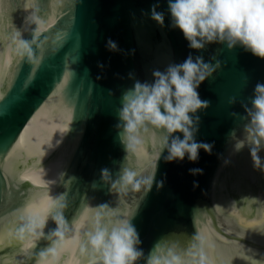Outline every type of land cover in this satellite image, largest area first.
Returning a JSON list of instances; mask_svg holds the SVG:
<instances>
[{
  "label": "water",
  "instance_id": "1",
  "mask_svg": "<svg viewBox=\"0 0 264 264\" xmlns=\"http://www.w3.org/2000/svg\"><path fill=\"white\" fill-rule=\"evenodd\" d=\"M156 4L165 13L163 29L150 18ZM37 28L45 46L39 67L18 55L15 43L17 32L30 41ZM108 39L121 51H108ZM190 54L221 62L198 89L209 107L197 114L196 140L213 145L212 154L201 150L198 162L166 163L165 151L152 191L121 202L101 184V170L109 169L115 179L125 163L138 175H149L159 147L147 134L143 151L125 160L116 110L134 83L129 74L151 82L154 70L182 63ZM257 83L264 84V60L241 48L189 49L183 34L170 27L167 0H0V234L13 227L15 210L42 190L33 183L39 177L52 182L50 195L66 196V217L73 228L81 225L80 231L87 230L101 204L134 212L131 223L145 257L157 246L177 245L187 252L196 236L205 264H264V172L254 168L247 146L235 150L236 140L244 138L242 105ZM194 168L203 174L191 175ZM54 227L49 221L45 233ZM46 246L40 240L24 251L19 241L0 243V264H35L31 254ZM73 247L58 264H78Z\"/></svg>",
  "mask_w": 264,
  "mask_h": 264
},
{
  "label": "clouds",
  "instance_id": "2",
  "mask_svg": "<svg viewBox=\"0 0 264 264\" xmlns=\"http://www.w3.org/2000/svg\"><path fill=\"white\" fill-rule=\"evenodd\" d=\"M80 2L75 0V3ZM158 8L159 4L152 7L150 18L163 29L165 13ZM167 11L171 29L179 30L189 49L196 53L219 45L228 51L241 48L264 60V0H167ZM35 22L39 24L38 20ZM39 31L37 28L30 41L22 39L19 32L15 38L18 55L36 67L45 53L44 43L38 42ZM106 48L113 53L121 51L111 39L107 40ZM130 54L134 55V50ZM98 67L103 71V64ZM220 69L219 60L213 62L205 60L201 54H190L182 63L172 62L163 70H154L151 82H141L129 74L134 83L122 93L116 110L119 121L116 130L125 148V160L128 154L138 155L143 151L147 134L156 138L159 147L155 170L149 175H138L125 163L115 179L109 169L101 170V184L117 192L121 202L129 195L142 198L152 191L157 164L165 151L163 160L166 163L183 162L185 158L198 162L201 150L212 154L213 145L196 140L200 124L197 114L209 107V102L200 98L198 89ZM229 103L235 104V98ZM242 107L246 114L243 117L246 121L244 138L236 140L235 150L238 152L247 146L254 168L264 172V158L260 155L264 152V84H256L248 103ZM190 174L202 175L203 170L190 169ZM33 183L42 190L15 210L13 227L0 234V243L19 241L22 250L27 251L34 242L46 241L43 250L31 254L35 264H58L61 255L69 251V245L74 246L72 252L78 251V264H140L141 261L143 264H205L203 242L196 236L187 252H181L177 245L157 246L145 257L139 234L131 223L134 212L121 213L110 204L93 209L87 230L80 231L79 224L73 228L66 217L69 207L66 196L50 195L51 181L38 177ZM162 187V181L156 184L157 190ZM197 187L194 181L193 188ZM49 221L55 227L45 233Z\"/></svg>",
  "mask_w": 264,
  "mask_h": 264
},
{
  "label": "snow or ice",
  "instance_id": "3",
  "mask_svg": "<svg viewBox=\"0 0 264 264\" xmlns=\"http://www.w3.org/2000/svg\"><path fill=\"white\" fill-rule=\"evenodd\" d=\"M4 110V106L0 105V112Z\"/></svg>",
  "mask_w": 264,
  "mask_h": 264
}]
</instances>
